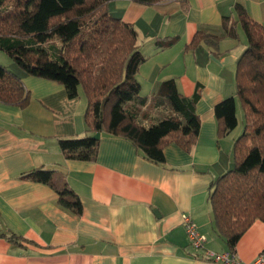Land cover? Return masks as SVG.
Instances as JSON below:
<instances>
[{"label": "crops", "instance_id": "1", "mask_svg": "<svg viewBox=\"0 0 264 264\" xmlns=\"http://www.w3.org/2000/svg\"><path fill=\"white\" fill-rule=\"evenodd\" d=\"M235 6L264 28V0L108 5L111 16L137 32L136 47L145 57L136 76L142 95L155 93L168 79L184 96L198 90L197 140L190 153L173 143L165 147L163 166L110 134L99 135L94 159L63 158L56 138L86 131L82 93L68 99L63 85L16 73L30 100L24 108L0 103V264H215L204 252H234V264L253 263L264 250V222L254 221L230 250L214 229L207 201L212 180L233 167L232 144L242 129L238 106L239 124L220 139L214 116L215 105L235 95V64L245 48L238 27L235 39L221 25L224 16L236 18ZM199 30L217 36V46L202 42L185 52ZM159 39L173 44L159 48ZM37 167L64 173L80 200V215L62 209L49 186L17 178ZM182 214L204 235L203 250L190 246ZM11 232L26 246L13 247L6 239Z\"/></svg>", "mask_w": 264, "mask_h": 264}, {"label": "trees", "instance_id": "2", "mask_svg": "<svg viewBox=\"0 0 264 264\" xmlns=\"http://www.w3.org/2000/svg\"><path fill=\"white\" fill-rule=\"evenodd\" d=\"M111 1L0 0V50L25 75L63 85L68 99L81 90L86 131L56 138L63 158L94 159L98 132L129 141L144 159L163 166L165 147L173 143L190 153L197 140L199 93L184 96L168 79L155 93L141 94L136 76L145 57L136 47L137 32L109 14ZM131 1L153 5L170 0ZM235 11L236 18L224 16L221 25L235 39L241 29L246 44L235 64V95L215 105L214 116L218 139L239 124L237 106L242 129L232 144L233 167L212 180L207 197L214 229L230 250L254 221L264 222V28L241 6ZM202 42L216 47L219 38L196 31L184 51L194 52ZM156 43L163 48L173 39ZM29 100L21 77L0 66V103L24 108ZM17 178L49 186L62 209L81 214L80 200L61 171L37 167ZM6 235L13 247L26 246L24 238Z\"/></svg>", "mask_w": 264, "mask_h": 264}, {"label": "built area", "instance_id": "3", "mask_svg": "<svg viewBox=\"0 0 264 264\" xmlns=\"http://www.w3.org/2000/svg\"><path fill=\"white\" fill-rule=\"evenodd\" d=\"M182 223L185 228V232L190 242V246L195 251L204 249L205 237L198 232L196 224L186 214H182ZM204 258L212 261L215 264H234L238 263V258L234 252L224 253H210L204 252ZM252 264H264V250L261 251L254 259Z\"/></svg>", "mask_w": 264, "mask_h": 264}, {"label": "rangeland", "instance_id": "4", "mask_svg": "<svg viewBox=\"0 0 264 264\" xmlns=\"http://www.w3.org/2000/svg\"><path fill=\"white\" fill-rule=\"evenodd\" d=\"M239 31V39L238 42L239 44H242L243 47H245V37L243 35L242 30L240 29ZM0 66L5 67L7 70L13 73H18L22 72L20 68L14 63V61L3 51L0 50ZM81 92V90L79 91Z\"/></svg>", "mask_w": 264, "mask_h": 264}, {"label": "water", "instance_id": "5", "mask_svg": "<svg viewBox=\"0 0 264 264\" xmlns=\"http://www.w3.org/2000/svg\"><path fill=\"white\" fill-rule=\"evenodd\" d=\"M99 133L97 132V133H95L94 135H93V137L95 138V139H98L99 138Z\"/></svg>", "mask_w": 264, "mask_h": 264}]
</instances>
